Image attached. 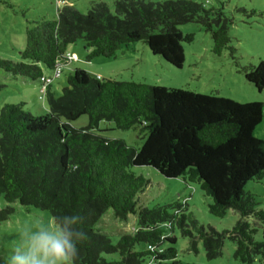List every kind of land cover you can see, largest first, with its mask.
<instances>
[{"label": "trees", "instance_id": "16d2710c", "mask_svg": "<svg viewBox=\"0 0 264 264\" xmlns=\"http://www.w3.org/2000/svg\"><path fill=\"white\" fill-rule=\"evenodd\" d=\"M187 23L210 34L213 54L228 50L233 57L232 21L222 6L205 8L195 0H116L112 13L104 2L93 3L85 14L62 4L54 19L28 21L19 61L0 58V70L40 84L43 70L64 66L67 46L78 40L89 50L87 60L113 57L123 45L141 41L152 54L180 68L181 43L193 40L178 29ZM239 70L264 94V62ZM43 94L48 106L43 115H31L24 102L0 107V197L5 202L0 222L14 212L13 204L47 211L52 220L78 211L88 239L76 264H185L176 258L175 238L166 230L173 226L190 238L192 250L201 242L207 260L220 257L229 240L235 245V260L251 264L258 257L264 264V210L244 191L248 181L264 177V140L253 135L264 100L240 103L183 89L92 78L78 68L68 74L59 96H53L50 83ZM82 115L87 124L72 127L70 122ZM103 121L119 130L137 129L142 144L135 148L103 136ZM143 166L165 178L196 183L211 200L210 214L222 217L232 209L238 219L231 229L218 232L184 212L185 204L169 205L173 212L166 206L139 205L148 181L133 168ZM108 210L118 222L134 216L136 229L111 242L98 228ZM257 226L260 241L254 239Z\"/></svg>", "mask_w": 264, "mask_h": 264}, {"label": "rangeland", "instance_id": "374dc122", "mask_svg": "<svg viewBox=\"0 0 264 264\" xmlns=\"http://www.w3.org/2000/svg\"><path fill=\"white\" fill-rule=\"evenodd\" d=\"M116 0H3L0 3V58L19 61V52L25 46V33L28 21L40 18L54 19L56 11L62 4L85 14L96 2H104L109 11L113 12ZM159 2L163 0H149ZM205 8L222 6L224 13L232 21L229 28L230 46L235 49L233 57L228 50L220 55L212 53L210 34L195 23H187L178 27L185 34H192L190 43L182 42L183 62L176 68L165 62L160 56L152 54L141 41L123 45L110 58L95 57L87 60L88 49L81 40L67 46V63L61 67V73L54 77L53 71L43 70V76L51 79V92L54 97L61 94L66 86V77L74 68L84 70L90 77L132 81L148 85H158L167 88H177L200 94H212L229 98L236 102H262L263 92H258L247 82L239 68L257 65L264 62V0H195ZM0 107L3 104L24 102V108L31 115L39 116L48 111L45 95L41 93L38 82H32L22 77H15L0 70ZM41 95V96H40ZM40 96V98H39ZM87 124L86 115L70 122L74 128ZM99 129L103 136L121 139L127 145L138 148L142 138L137 129L119 130L111 122H100ZM253 135L264 140V109L263 117L256 125ZM133 171L143 176L148 184L139 195L138 204L152 208L166 206L167 211L174 209L169 205H184V212L191 213L203 226H211L216 231L229 230L238 219V213L227 209L224 216L216 217L209 213L211 200L204 196L196 183L185 182L181 178H165L155 169L147 166L135 167ZM244 191L253 195L257 209L264 210V177L248 181ZM5 202L0 197V209ZM14 212L7 220L0 222V262H3L12 249L21 245L20 233L26 229L51 226L53 220L47 211L33 207H23L13 204ZM176 208V207H175ZM182 209V208H181ZM135 217L129 215L127 221L118 222L108 210L100 219L98 228L107 234L111 242H116L118 236L132 233L135 229ZM252 224V219H248ZM254 236L261 240L260 227L257 226ZM175 238L174 248L176 258L185 264H243L233 258L234 243L225 240L222 254L213 260H207L201 242L196 243V250L190 248V238L180 234L173 226L166 227ZM111 259L112 256H105ZM251 264H260L255 258Z\"/></svg>", "mask_w": 264, "mask_h": 264}, {"label": "clouds", "instance_id": "9594fccd", "mask_svg": "<svg viewBox=\"0 0 264 264\" xmlns=\"http://www.w3.org/2000/svg\"><path fill=\"white\" fill-rule=\"evenodd\" d=\"M20 239L0 264H76L88 233L82 215L73 211L55 216L51 226L22 231Z\"/></svg>", "mask_w": 264, "mask_h": 264}, {"label": "built area", "instance_id": "2783aa9c", "mask_svg": "<svg viewBox=\"0 0 264 264\" xmlns=\"http://www.w3.org/2000/svg\"><path fill=\"white\" fill-rule=\"evenodd\" d=\"M53 73H54V77H58L59 75H60V73H61V67H56L55 69H54V71H53ZM40 86H41V93L43 94V92H44V90H45V87L49 84V83H51V79L50 78H48V77H44V76H42L41 78H40ZM41 96V95H40ZM40 96H39V98H40Z\"/></svg>", "mask_w": 264, "mask_h": 264}]
</instances>
